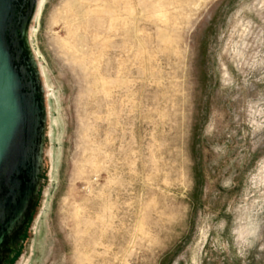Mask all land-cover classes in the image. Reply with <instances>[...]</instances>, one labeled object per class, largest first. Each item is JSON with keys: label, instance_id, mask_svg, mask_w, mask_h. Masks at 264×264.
I'll use <instances>...</instances> for the list:
<instances>
[{"label": "rangeland", "instance_id": "374dc122", "mask_svg": "<svg viewBox=\"0 0 264 264\" xmlns=\"http://www.w3.org/2000/svg\"><path fill=\"white\" fill-rule=\"evenodd\" d=\"M30 34L44 166L4 264H264V0H44Z\"/></svg>", "mask_w": 264, "mask_h": 264}, {"label": "water", "instance_id": "95a60500", "mask_svg": "<svg viewBox=\"0 0 264 264\" xmlns=\"http://www.w3.org/2000/svg\"><path fill=\"white\" fill-rule=\"evenodd\" d=\"M34 6L0 0V264L35 209L44 166V89L27 38Z\"/></svg>", "mask_w": 264, "mask_h": 264}, {"label": "bare ground", "instance_id": "6f19581e", "mask_svg": "<svg viewBox=\"0 0 264 264\" xmlns=\"http://www.w3.org/2000/svg\"><path fill=\"white\" fill-rule=\"evenodd\" d=\"M43 6H44V0H35V6H34V11H33V14H32V18H31V21H32V19L34 18V17H39L40 16V14H41V12H42V9H43ZM31 21H30V23H31ZM39 21V20H38ZM36 23H37V21H36ZM31 37V34H30V24L28 25V30H27V38H28V43H29V47H30V50H31V52H32V54H33V57H34V59H35V61H36V63H37V66H38V68H39V61H38V58L36 57V55H35V53H34V51H33V48H32V46H31V43H30V40H29V38ZM35 44H36V42H35ZM37 50V49H36ZM77 52V51H76ZM38 53V52H37ZM40 53V52H39ZM40 57V56H39ZM39 71H40V69H39ZM43 71H45L44 69H43ZM40 74H41V79L43 78V72H41L40 71ZM47 76V75H46ZM48 81V80H47ZM48 84H49V82H48ZM46 86V85H45ZM49 87V86H48ZM51 87V86H50ZM43 89H44V97L46 98V95H45V88H44V85H43ZM50 90V89H49ZM50 94V93H49ZM57 95V94H56ZM57 114V113H56ZM46 117H47V114H46ZM58 140V139H57ZM58 142V141H57ZM59 150V149H58ZM58 155H59V153H58ZM58 160V159H57ZM57 165H58V162H57ZM57 169V168H56ZM55 169V170H56ZM58 170V169H57ZM56 170V171H57ZM52 180V179H51ZM56 180V179H55ZM51 193V192H50ZM49 210V209H48ZM45 217V216H44ZM44 234V233H43ZM31 257V256H30ZM33 262V261H32Z\"/></svg>", "mask_w": 264, "mask_h": 264}]
</instances>
